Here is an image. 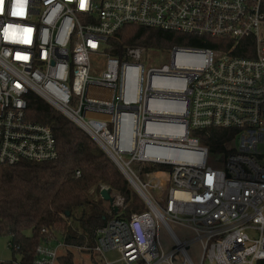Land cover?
Masks as SVG:
<instances>
[{"label": "built area", "instance_id": "1", "mask_svg": "<svg viewBox=\"0 0 264 264\" xmlns=\"http://www.w3.org/2000/svg\"><path fill=\"white\" fill-rule=\"evenodd\" d=\"M126 25L213 42L112 55L108 39ZM31 93L91 136L146 203L97 229L103 264H264V0H0V165L58 155L52 128L27 117ZM212 127L235 131L227 153L194 134ZM144 164L171 168L162 205L138 178ZM67 246L47 236L35 264H57Z\"/></svg>", "mask_w": 264, "mask_h": 264}, {"label": "trees", "instance_id": "2", "mask_svg": "<svg viewBox=\"0 0 264 264\" xmlns=\"http://www.w3.org/2000/svg\"><path fill=\"white\" fill-rule=\"evenodd\" d=\"M212 42L211 38L126 25L108 39V51L120 56L128 47L168 50L175 45L212 46ZM27 100L28 119L52 128L58 155L47 161L0 165V238L7 237L12 242V259L0 264H15L18 260L20 264H35L38 245L47 236L67 245L86 246L88 250L82 251L88 253L91 263L103 264L93 251L97 229L120 213L129 218L134 212L145 211L146 203L91 136L39 95L31 93ZM194 134L211 155L227 153L235 138V131L215 127L196 130ZM136 168L140 175L171 173V168L163 164ZM102 185L124 198L125 207L118 215L111 213L110 200L92 198L93 188ZM57 264H75V252L65 248Z\"/></svg>", "mask_w": 264, "mask_h": 264}, {"label": "rangeland", "instance_id": "3", "mask_svg": "<svg viewBox=\"0 0 264 264\" xmlns=\"http://www.w3.org/2000/svg\"><path fill=\"white\" fill-rule=\"evenodd\" d=\"M106 94L109 95V92H106ZM211 164H213V163L211 162ZM125 176H126V174H125ZM138 178L143 184H145L147 186V190H144L146 195L149 196L150 198H152L153 200H155L157 203L162 205L165 202L167 191H168V188L170 185V173L165 172V171H155V172H151V173H148L145 175H140V173H139ZM102 186L106 187L105 185H102ZM100 188H97V187L93 188L92 198H94L95 200H97L99 198V196L102 197L101 192H102L103 188H101V189ZM106 188H108V187H106ZM99 190H100V192H99ZM117 196L118 195H116L114 192H110L111 198H110V202H109L110 205H108V206H109L111 213H115V214H117L120 211L119 210L120 207L122 209L124 208L123 205H118L119 204L118 201L120 200L119 198H122V197H120V196L117 197ZM140 196H141V194H140ZM163 238H164V243L166 245H168L169 244V238L166 235V233L163 234ZM9 240L10 239L7 237L0 238V261H8V260L12 259V251H11V248L8 246ZM66 249L73 250L75 252V264H93V263H91V261L89 259L88 253L82 251L83 249L88 250V248L86 246L82 247V249L74 247V246H72V247L67 246ZM196 253H197V251L195 250V254ZM108 255L111 257H114L113 256L114 253H109Z\"/></svg>", "mask_w": 264, "mask_h": 264}, {"label": "water", "instance_id": "4", "mask_svg": "<svg viewBox=\"0 0 264 264\" xmlns=\"http://www.w3.org/2000/svg\"><path fill=\"white\" fill-rule=\"evenodd\" d=\"M127 176V175H126ZM129 180H131L129 178V176H127ZM101 195L102 197L105 199V200H110V192L107 190V189H103L102 192H101Z\"/></svg>", "mask_w": 264, "mask_h": 264}]
</instances>
